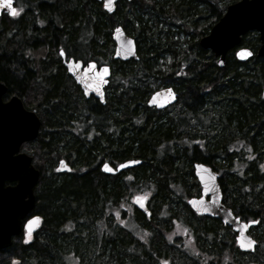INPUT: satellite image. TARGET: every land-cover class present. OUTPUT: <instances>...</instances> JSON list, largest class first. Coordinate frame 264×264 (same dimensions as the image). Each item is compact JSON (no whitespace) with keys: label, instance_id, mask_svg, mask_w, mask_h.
<instances>
[{"label":"trees","instance_id":"1","mask_svg":"<svg viewBox=\"0 0 264 264\" xmlns=\"http://www.w3.org/2000/svg\"><path fill=\"white\" fill-rule=\"evenodd\" d=\"M234 1L118 0L109 14L95 0H16L29 12L37 6L45 19L34 42L26 37L31 24L0 22V80L41 120L37 137L23 143L41 172L31 212L40 220L32 235L21 233L0 250V264L191 261L182 242L166 237L177 228L178 239L191 245L195 215L185 198L198 190L194 162L222 174L224 203L234 212L264 211V57L254 54L257 33L241 38L251 57L239 61L230 50L222 67L198 45ZM164 23L180 24L176 34L189 37L177 38ZM116 25L134 38L137 59L112 60ZM60 49L83 62L111 64L104 104L85 99ZM167 86L177 102L148 107L149 95ZM132 158L141 162L118 175L100 171L104 161ZM59 159L70 165L68 173L53 172ZM146 190L150 214L133 201L129 210L131 198Z\"/></svg>","mask_w":264,"mask_h":264},{"label":"water","instance_id":"2","mask_svg":"<svg viewBox=\"0 0 264 264\" xmlns=\"http://www.w3.org/2000/svg\"><path fill=\"white\" fill-rule=\"evenodd\" d=\"M116 1L111 0V10H109L106 7L107 0H102L103 9L109 14L112 13L115 10ZM12 7H14L13 0ZM3 12L11 15L8 7L0 6V14ZM249 31H255L258 36L259 45L254 53L255 56L264 57V0H236L229 3L222 15L212 24L208 33L198 39V45L212 52L216 57L215 63L219 67L224 65L226 55L230 50H234L237 60L245 61L253 55V52L246 46H240V42L242 36ZM111 38L114 43L113 60L124 62L138 58L135 41L125 33L122 26L118 25L113 28ZM129 40L132 41L131 44L128 43ZM242 50H247L251 55L243 53L237 55ZM59 56L67 74L81 88L83 96L85 98L93 97L104 104V87L108 84L111 76V65H98L95 61H88L94 62L97 68L107 67L108 71L102 77L93 74L84 80L85 73L82 70L78 74L70 70L75 68V65L69 62L73 58L66 59L65 56H61L60 50ZM169 89L171 94L167 91ZM4 90V85L0 83V98ZM154 93H160V95L154 96ZM261 94L264 98V84ZM176 102L177 93L172 87L167 86L153 91L147 98L146 105L162 110ZM40 125L41 120L38 115L35 111L26 109L21 99L13 96L6 103H2L0 100V250L12 244L13 236L21 234L22 231L28 235L33 234L39 226V219H34L38 216H29L28 214L32 212L35 204L34 188L41 172L34 166L29 154L24 151L18 152V150L21 144L37 137ZM140 162L141 160L133 158L114 165L105 161L101 163L100 171L113 175L133 168ZM105 163L114 170H105ZM120 165H124V167H120ZM192 167L193 174L200 185V195L187 199L186 204L190 210L197 215L215 216L239 235L237 229L246 222L235 219L231 209L223 205V194L217 182L218 173L211 166L201 162H194ZM55 171L68 173L70 166L64 159H59ZM6 181L13 184L5 185ZM206 196H208L207 199ZM138 198L140 203L134 202L135 208L148 216L150 211L146 205V198ZM206 206L208 207L207 211H205ZM22 220H24L23 224ZM30 221L32 222L29 223ZM254 245L251 249L242 248L239 245L238 247L240 250L248 251L253 250Z\"/></svg>","mask_w":264,"mask_h":264},{"label":"flooded vegetation","instance_id":"3","mask_svg":"<svg viewBox=\"0 0 264 264\" xmlns=\"http://www.w3.org/2000/svg\"><path fill=\"white\" fill-rule=\"evenodd\" d=\"M95 1L100 3L101 8L103 9L102 0H95ZM117 1L115 2V8L117 5L116 4ZM13 6L14 8L18 10V14L14 16L12 14L9 15L3 12L0 14V22L2 19H6V20L11 19L12 21H16L19 19L22 22H25L26 24L29 23L32 25V27L30 29L31 35L30 34L26 35L27 40L28 41L30 40L31 42H34L36 40L38 41L41 40L39 27L44 25L45 19H43V16L40 15L39 10L35 8L37 6L32 8L33 9L32 12H29L31 8L27 7L26 5H23V4L18 5L16 3V0H14ZM1 39H2V36H1ZM65 58L66 59L73 58L74 60H80L81 62H83L81 59H75L74 57H71V56L70 57L65 56ZM88 61L89 60H87L86 62ZM61 63H62V60H61ZM65 72L67 74L66 69H65ZM0 83H2L5 87V90L1 94V98H0L2 103H6L13 96L21 99L22 101L21 96L18 95L17 92H15L14 90H11L4 81L0 80ZM78 88L81 91V88L79 86ZM89 98H93V97H89ZM89 98H85V99L88 100ZM18 152H23V144L20 145ZM55 166L56 164L53 167V172L59 173L55 171ZM70 170H71V167H70ZM214 171L218 173L217 182L223 194V197H222L223 205L230 208L233 216L238 217L240 221H243V222H247L250 220L256 221L254 225L249 226L246 232L247 235L250 236L251 239L254 240L256 243L254 245L253 250H248V251L240 250L236 242L237 233L233 231L229 225L224 224L220 219L216 218L215 216L197 215L195 212L191 210L193 214L195 215L194 222H195V227H196L193 232L195 234H192V238H191L192 259L194 260V264H264V211L262 210V208L259 207L258 209H256V213L254 214V216H249V217H244L243 214H241V212L239 211L234 212L229 205L224 203V193L219 183V178L222 174L219 171H216V170ZM118 173L113 174V175L114 176L118 175ZM196 182H197L198 190L195 194L191 196L200 195V185L197 179H196ZM7 184H13V183L6 181L5 185ZM207 198L208 196H206V199ZM147 204H148V196L146 197V205ZM29 215H36V214L31 213ZM21 223L23 224L24 220H22ZM177 231H180V230L175 228L172 234H175Z\"/></svg>","mask_w":264,"mask_h":264},{"label":"snow or ice","instance_id":"4","mask_svg":"<svg viewBox=\"0 0 264 264\" xmlns=\"http://www.w3.org/2000/svg\"><path fill=\"white\" fill-rule=\"evenodd\" d=\"M0 6H6L10 9V12L12 15H17L18 14V10L14 7H12V0H0ZM106 7L109 8V10H111V0H107L106 3ZM119 31V29H117ZM129 44L132 43L131 40L128 41ZM247 54V55H251L250 52H247V50H242V52H238L237 55H241V54ZM60 55L61 56H69L70 54L66 53L64 49L60 50ZM70 63L75 65V68L70 69L74 72H76L77 74L82 70L85 73L84 76V80H87L91 75L95 74V76L97 77H102L107 71V67H100L97 68L94 62H81V61H76L74 59H70L69 60ZM170 94H171V90H167ZM160 95V93H154V96H158ZM120 167H124V165H120ZM104 168L107 171H113L114 169L110 168L109 165L107 163L104 164ZM146 198V196H145ZM133 201L135 203H140V199L138 197H134ZM208 210V207H205V211ZM34 219H39L34 218ZM235 219L239 220L238 217H236ZM32 221H30L29 223H31ZM121 223H123V221H120ZM256 223L255 221H247L246 223H243L242 227L237 229V231L240 233L239 235H237L236 237V241L238 243V245L242 248H246V249H251L253 247V245L256 243L254 240L251 239L250 236L246 235L245 232L247 230V228L253 224ZM145 235H147V233H145ZM27 239H30V237H26V242ZM141 239H144V237L142 236ZM169 240H171V236H169ZM13 264H17L16 261H13ZM161 264H168L167 261H162Z\"/></svg>","mask_w":264,"mask_h":264},{"label":"rangeland","instance_id":"5","mask_svg":"<svg viewBox=\"0 0 264 264\" xmlns=\"http://www.w3.org/2000/svg\"><path fill=\"white\" fill-rule=\"evenodd\" d=\"M200 21V20H199ZM184 24V23H183ZM177 26H180V24H177V25H170V26H168V24H163V28H166L167 29V27H169V30L170 31H173V32H175L176 30H177ZM175 35L177 36V38H183L182 36H184L185 38H187V37H189V36H187V35H184V34H182V33H180V35H177L176 34V32H175ZM109 63V62H108ZM38 64V63H37ZM160 88H162V87H160ZM52 170H53V167H52ZM191 181V180H190ZM179 191H181V189L179 190ZM145 192V195L144 196H151L152 195V192L151 191H149V190H146V191H144ZM193 195V194H192ZM191 196V195H190ZM185 198V197H184ZM186 199V198H185ZM132 201H133V199L131 198V201H130V204L128 205V209L129 210H131L132 209V207H133V205H132ZM149 204L151 205V207H152V204L149 202ZM148 204V205H149ZM154 208H155V204H154ZM180 231H177L175 234H172V233H167L168 234V237H166V239H168L169 240V236H171V240H169L170 242H172V241H175V242H178V241H180V242H182L183 243V246H182V249L183 250H188V252H191V259H192V242H191V245H190V242H187V241H185V240H180V239H178L179 237H180V233H179ZM179 235V236H178ZM176 236H178V237H176ZM173 237H174V240H173ZM190 258L188 257H185V258H183V257H179V258H176V259H174V262H176V263H178V264H189L190 262H192L193 261V259L190 261L189 260ZM168 262V261H167ZM193 264V263H192Z\"/></svg>","mask_w":264,"mask_h":264},{"label":"bare ground","instance_id":"6","mask_svg":"<svg viewBox=\"0 0 264 264\" xmlns=\"http://www.w3.org/2000/svg\"><path fill=\"white\" fill-rule=\"evenodd\" d=\"M127 1H130V0H127ZM214 56V55H213ZM214 58L216 59V57L214 56ZM236 58V57H235ZM262 92V91H261ZM143 185V184H142Z\"/></svg>","mask_w":264,"mask_h":264}]
</instances>
